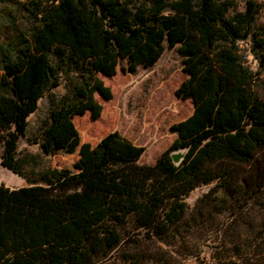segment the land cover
I'll use <instances>...</instances> for the list:
<instances>
[{
	"label": "trees",
	"instance_id": "16d2710c",
	"mask_svg": "<svg viewBox=\"0 0 264 264\" xmlns=\"http://www.w3.org/2000/svg\"><path fill=\"white\" fill-rule=\"evenodd\" d=\"M25 12L28 38L0 44L1 165L31 183L38 156L19 144L48 94L36 144L80 158L42 184L0 185V264H264V101L240 56L241 42L264 48L255 3L237 12L231 0H38ZM165 43L189 74L178 96L211 126L176 139L155 165H141L145 148L117 132L81 146L74 117L98 120L96 95L113 98L97 75L115 76L124 59L131 73L152 67ZM241 165L250 171L232 168ZM213 183L218 195L191 208L186 198Z\"/></svg>",
	"mask_w": 264,
	"mask_h": 264
},
{
	"label": "rangeland",
	"instance_id": "374dc122",
	"mask_svg": "<svg viewBox=\"0 0 264 264\" xmlns=\"http://www.w3.org/2000/svg\"><path fill=\"white\" fill-rule=\"evenodd\" d=\"M32 1L38 0H7L0 5V44L15 45L19 44V37L23 40L28 38L30 23L25 10ZM231 1L237 12H244L248 2L255 3V28L260 33L258 38L264 39V0ZM240 56L244 65L254 72L253 90L264 101V48L255 47L251 40L241 42ZM183 59L177 48H170L165 43L162 57L152 67L141 66L137 72L131 73L128 60L124 59L120 61L115 76L98 74L105 85L111 88L113 98L105 100L96 95V100L103 107L98 120H93L90 112L74 117L81 146L89 145L94 148L107 135L117 132L136 146L145 148L141 165H155L176 139H188L210 127V118L199 126L201 124L196 120L192 100L178 96L181 85L189 78ZM60 83L51 92L58 100L66 94V77H62ZM50 109L48 94L39 102L38 111L29 118L28 133L19 144L21 155L38 156L36 164L30 163L26 169L27 177L35 185L42 184L41 176L49 169L74 172V166L80 158L78 151L72 155L60 153L46 156L36 144L41 137L42 126L48 120ZM232 168L234 171H250L243 165ZM31 183L4 168L0 160V185L20 189L31 186ZM207 194H212V198L218 195L216 183L200 186L186 198V202L193 208Z\"/></svg>",
	"mask_w": 264,
	"mask_h": 264
},
{
	"label": "water",
	"instance_id": "95a60500",
	"mask_svg": "<svg viewBox=\"0 0 264 264\" xmlns=\"http://www.w3.org/2000/svg\"><path fill=\"white\" fill-rule=\"evenodd\" d=\"M184 158V154L181 152H175L172 154V159L176 165H179Z\"/></svg>",
	"mask_w": 264,
	"mask_h": 264
}]
</instances>
